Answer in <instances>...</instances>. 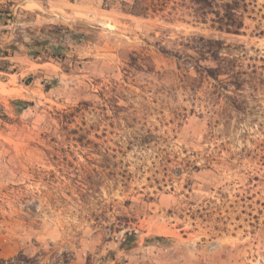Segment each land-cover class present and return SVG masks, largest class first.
<instances>
[{
    "label": "rangeland",
    "instance_id": "obj_1",
    "mask_svg": "<svg viewBox=\"0 0 264 264\" xmlns=\"http://www.w3.org/2000/svg\"><path fill=\"white\" fill-rule=\"evenodd\" d=\"M135 1L0 0V259L264 264V0L239 34ZM201 38L248 86L196 72Z\"/></svg>",
    "mask_w": 264,
    "mask_h": 264
},
{
    "label": "trees",
    "instance_id": "obj_2",
    "mask_svg": "<svg viewBox=\"0 0 264 264\" xmlns=\"http://www.w3.org/2000/svg\"><path fill=\"white\" fill-rule=\"evenodd\" d=\"M155 0H136L130 13L135 16H147L150 12L160 11L155 4ZM170 1V0H165ZM187 8L191 10V15L198 22H212V27L219 31L239 34L244 26L243 14L244 0H183ZM167 3L162 6V11L166 10ZM176 11L175 8H173ZM177 12H169L166 17H175ZM211 17V18H210ZM201 45L194 48L196 61L194 69L201 76L211 78L221 82L222 88L227 90L232 87L235 91H241L248 86L249 78L242 70L243 65L234 56L223 53L225 43L221 40H209L201 38ZM211 62V64H207ZM224 76V80L220 78ZM224 85V86H223ZM232 99V100H231ZM233 107L238 110V101L235 97H230ZM241 106H239L240 108ZM127 235H129L127 233ZM132 235V234H131ZM129 235V236H131ZM132 237V236H131ZM0 264H38L36 259L28 258L20 254L10 259H0Z\"/></svg>",
    "mask_w": 264,
    "mask_h": 264
}]
</instances>
